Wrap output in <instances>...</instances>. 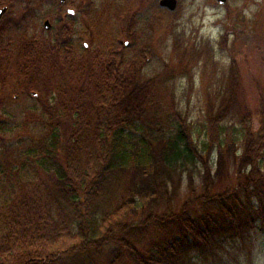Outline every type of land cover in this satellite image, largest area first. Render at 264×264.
Listing matches in <instances>:
<instances>
[{
    "label": "trees",
    "instance_id": "16d2710c",
    "mask_svg": "<svg viewBox=\"0 0 264 264\" xmlns=\"http://www.w3.org/2000/svg\"><path fill=\"white\" fill-rule=\"evenodd\" d=\"M152 2L153 20L127 15L122 30L0 41V141H14L0 143V264H72L106 245L124 264H204L264 235V91L251 107L232 59L198 112L183 109L175 76L192 83L214 44ZM154 26L172 38L170 76L145 72Z\"/></svg>",
    "mask_w": 264,
    "mask_h": 264
},
{
    "label": "rangeland",
    "instance_id": "374dc122",
    "mask_svg": "<svg viewBox=\"0 0 264 264\" xmlns=\"http://www.w3.org/2000/svg\"><path fill=\"white\" fill-rule=\"evenodd\" d=\"M152 1L148 0V4L143 5L140 0L135 8L136 11L149 12L152 9L156 11ZM173 11L178 24L176 27L184 30L193 39L209 38L215 48L214 61H209L200 69L196 67L192 70L194 71L192 83L187 82L186 76L182 78L175 76L180 106L183 109L189 107L190 111L196 114L206 88L211 84L215 86L218 79L222 80L226 77L223 69L226 70L229 61L234 59L245 86L248 102L251 107L256 108L259 92L264 91V0H226L222 4L217 0H177ZM19 14L20 12L14 16L18 17ZM153 16L152 12L148 16V22L151 18L153 20ZM147 30L144 31L146 36ZM151 30L148 33L154 37L151 46L152 59L148 61L145 72L150 76L157 73L170 76V72L179 66L174 53L170 50L172 38L161 27L154 28V32ZM12 32L20 33L16 28ZM187 65L191 66V64ZM189 69L190 67L187 68L188 71ZM169 79L175 80L172 77ZM257 125V120L254 118V126ZM2 140L1 144L14 142L9 136ZM200 165L201 163L198 162V166ZM229 249L230 253L226 254L224 260L209 259L204 264H264V235L260 231L251 233L245 245L238 242L229 245ZM113 251L112 245H106L102 253L93 256L94 260L89 257H84V260L74 258L72 264H124L120 260H111Z\"/></svg>",
    "mask_w": 264,
    "mask_h": 264
},
{
    "label": "flooded vegetation",
    "instance_id": "af4514ba",
    "mask_svg": "<svg viewBox=\"0 0 264 264\" xmlns=\"http://www.w3.org/2000/svg\"><path fill=\"white\" fill-rule=\"evenodd\" d=\"M134 1L140 2V0H0V8H4L0 14V41L13 34L14 28L21 34L26 33L33 40L51 38L54 42L57 41L54 36L57 32L67 35V38L73 41V24L82 32L101 31L113 26L122 30L127 15L145 19L154 12L153 9L149 12L136 11V5H132ZM147 1L142 0L143 5L148 4ZM130 5L135 6L134 10L130 9ZM118 6H122L123 11L118 9ZM18 12H20L18 17L14 16ZM90 18L92 20L88 22ZM87 23L91 26H87ZM60 43L65 44V40Z\"/></svg>",
    "mask_w": 264,
    "mask_h": 264
},
{
    "label": "water",
    "instance_id": "95a60500",
    "mask_svg": "<svg viewBox=\"0 0 264 264\" xmlns=\"http://www.w3.org/2000/svg\"><path fill=\"white\" fill-rule=\"evenodd\" d=\"M226 0H217L219 3H224ZM159 4L162 6L167 7L170 10H174L177 5V0H159ZM4 10V8H0V14ZM34 95H36V92L32 91Z\"/></svg>",
    "mask_w": 264,
    "mask_h": 264
}]
</instances>
